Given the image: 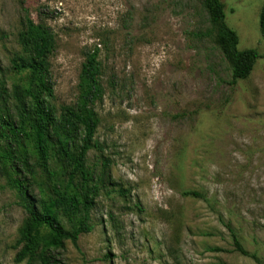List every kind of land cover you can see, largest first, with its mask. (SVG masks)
<instances>
[{"label": "rangeland", "instance_id": "374dc122", "mask_svg": "<svg viewBox=\"0 0 264 264\" xmlns=\"http://www.w3.org/2000/svg\"><path fill=\"white\" fill-rule=\"evenodd\" d=\"M222 1L239 50L259 55L245 79L202 36L201 0H0V127L31 102V77L16 69L33 58L21 42L28 19L53 36V96H42L58 117L76 108L95 50L103 89L86 162L100 189L93 232L78 247L43 240L17 262L30 218L9 177L38 207L41 197L26 170L0 160V264H41L43 254L54 264H256L234 252L228 229L264 264V0Z\"/></svg>", "mask_w": 264, "mask_h": 264}, {"label": "trees", "instance_id": "16d2710c", "mask_svg": "<svg viewBox=\"0 0 264 264\" xmlns=\"http://www.w3.org/2000/svg\"><path fill=\"white\" fill-rule=\"evenodd\" d=\"M201 1L210 17V29L202 36L219 46L233 78H248L259 57L258 52L239 50V37L226 21V7L222 0ZM260 28L264 38V8ZM21 42L24 52L33 56L22 65H16L20 74L28 73L31 77V85L25 89L31 102L20 112L17 124L8 123L6 128L0 127V138L8 142V149L0 151V160L11 166L14 173L19 167L26 170L37 185L41 198L38 207V203L29 196L23 180L9 177L10 186L21 195V206L30 218L22 231L21 241L26 242V246L18 255L17 262L40 246L43 240V247L48 250L60 249L67 241L78 247L81 237L93 232L92 210L100 189L99 186L91 187L93 173L86 162L88 153L98 147L94 144L99 125L94 105L103 97L99 50H95L87 57L82 94L76 108L64 107L58 117L42 96L45 93L53 96L47 81L46 60L54 49L53 36L48 28L28 19L27 31ZM80 128L82 136L79 135ZM32 160L40 172L33 168ZM187 195L203 198L197 193ZM228 230L234 252L256 264H263L241 245L232 229ZM43 231H47L46 238ZM40 259L41 264H54L47 254L41 255Z\"/></svg>", "mask_w": 264, "mask_h": 264}]
</instances>
